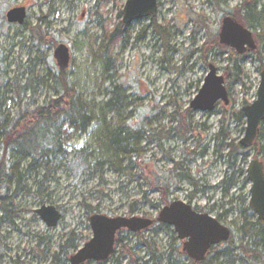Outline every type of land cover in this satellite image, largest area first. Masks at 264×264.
Masks as SVG:
<instances>
[{
	"label": "rangeland",
	"instance_id": "obj_1",
	"mask_svg": "<svg viewBox=\"0 0 264 264\" xmlns=\"http://www.w3.org/2000/svg\"><path fill=\"white\" fill-rule=\"evenodd\" d=\"M126 2L0 0V119L14 115L19 107L17 99H22L23 105L34 103L32 110L55 98V80L61 72L54 51L60 44L66 45L71 55L66 72L69 82L88 104L94 119L85 133L67 131L62 140L63 153L52 157L49 173L27 174L29 160H24L20 171L21 184L26 188L0 190V197L6 198L3 204H9L15 213L13 224L0 211V264H70V258L92 239L93 215L157 220L161 210L176 201L200 208L219 220L231 229L237 245L243 241V214L246 211L252 216L248 210L251 184L247 168L252 159L262 161V157L256 149L246 151L232 168L228 149L221 146L223 139L217 141L215 137L224 129V136L229 135L239 145L245 136L246 120L244 115L238 119V114L257 99L264 52L254 24L240 23L252 32L257 45L255 51L244 55L221 45L219 34L223 19L234 18L244 2L264 13V0H230L227 6H214L209 0H158L155 15L126 25L130 36L125 42L110 45L114 72L109 82L105 81L103 44L107 43V34L123 23ZM19 6L28 7L27 24L34 27L38 19L45 18L50 25L47 46H40L25 25L6 21L7 12ZM237 58L240 70L236 69ZM210 65L225 79L229 105L220 102L211 112L194 111L190 104L202 89ZM17 77H32L35 93L21 90L16 97L11 91ZM115 86L121 88L124 106L108 113L103 110L104 104ZM189 109L185 122L191 123L192 130L181 137L172 116ZM120 126L130 131L145 128L150 133L163 132L172 139L149 143L142 136L139 155L119 158L111 165L108 162L114 160V153L108 137ZM167 187L168 205L162 194ZM225 189H229L227 197ZM44 206L63 213L57 227L48 228L37 214ZM73 231L79 236L72 239L76 248L72 243L67 245ZM137 235L152 245L159 264L191 262L173 228L156 223ZM135 236L120 232V238L128 239L129 248H135L139 264H153L149 246L140 244ZM33 249H38L37 253ZM119 250L121 246L115 247L116 254L106 263L88 264H134L129 256L118 263ZM229 251L226 244L213 248L207 264H228L226 258L217 257ZM236 254L234 264H251ZM56 256L60 263L54 260Z\"/></svg>",
	"mask_w": 264,
	"mask_h": 264
},
{
	"label": "trees",
	"instance_id": "obj_2",
	"mask_svg": "<svg viewBox=\"0 0 264 264\" xmlns=\"http://www.w3.org/2000/svg\"><path fill=\"white\" fill-rule=\"evenodd\" d=\"M230 0H209V4L214 6H227ZM234 19L241 24L256 25L259 29L257 38L259 43L262 45V51L264 52V13L258 12L257 7L250 5L248 2H244L240 8L236 9ZM25 29L30 32L32 38L38 42L40 46L48 45L49 41V30L50 25L45 22V18H40L37 21V25L32 27L30 24H25ZM159 33L162 34V32ZM130 36L129 29L123 23L119 24L114 31L107 34V43L103 44L104 47V69H105V81H109L113 78L112 73L114 72V61L110 56V45L116 42H125ZM207 52L208 49H205ZM204 51V54L207 52ZM238 59L236 69L238 67ZM236 80H239V76L235 75ZM25 93H35L34 79L28 78H16L14 81V90L11 92L16 93V97L19 96L20 91ZM121 88L115 86L111 93H108L109 99L104 104L103 110L108 113H116L121 110L124 106V101L121 96ZM18 110L5 118L0 119V141L2 144V154L0 155V190L9 192L13 186H16L18 191L23 190L21 181L23 174L20 171L21 162L29 160L27 174L40 172L49 173L53 164L52 157H56L63 153V143L67 131L69 129L75 130L80 133H85L88 127L93 122V114L90 111L88 104L85 102L83 97L79 95L74 85L69 82L68 75L66 72L60 73L55 80V98L50 100L48 103L36 106L34 109H30L34 103H25L23 105L22 99H17ZM190 113L187 111L184 114L179 112L174 113L172 116L173 120L178 124L176 131L179 136L186 137L187 134L192 130L190 122H185L188 119ZM239 116V117H238ZM238 119H243V112L238 114ZM185 117L187 119H185ZM145 136L149 139V143L157 142L163 138L172 139L170 134L164 135L163 132L160 134L150 133V130L143 129L139 131H130L124 126H120L114 129L109 137L110 151L114 153V160L108 162L114 165L119 158L133 157L139 155L142 150L140 149V137ZM223 139L222 147L228 149L227 158L230 160V166L234 168L237 165V160L240 156L250 150L256 149L258 155L262 157V163L264 164V123L260 127L259 135L253 143V146L248 150L243 148L241 144L235 145L234 141L231 140L229 135L224 136V129L219 132L215 140L219 141ZM247 151V152H246ZM39 161L42 163L39 164ZM246 161V160H244ZM45 178L47 175H44ZM186 178L191 184L196 185L188 176ZM169 188L167 187L162 191L164 201L169 204L167 200L169 196ZM28 194L30 191L27 192ZM229 194V189L224 190V197ZM1 208L5 211V219L13 222L15 213L10 209V205H1ZM246 213V211H245ZM243 214L244 218L241 222V232L244 238L248 237V244L242 246V250L246 258L252 262L261 261L264 258V230H258L257 226H264V222L257 221L256 217L252 215L249 217L248 214ZM219 221V220H218ZM220 222V221H219ZM79 239V236L71 233V239ZM135 238L140 244L145 243L149 246V250L152 256V263L159 264V258L155 257V251L152 245L143 241L142 237L136 235ZM127 238H120V235L116 239V247L121 246V257L119 261L123 260V257H131L134 264H139V259L135 257V248H129ZM72 240L68 241L69 246ZM258 243V244H256ZM229 246V253L223 252L218 254L217 259L226 258L228 264H234L235 259L238 255L234 254L238 251V246L235 243L233 235L230 240L225 243ZM74 248L76 245L71 244ZM38 250V249H37ZM37 253V252H36ZM43 255V253H38ZM208 261H204L202 264H207ZM149 264V263H145ZM186 264V263H183ZM189 264H196L191 261Z\"/></svg>",
	"mask_w": 264,
	"mask_h": 264
},
{
	"label": "water",
	"instance_id": "obj_3",
	"mask_svg": "<svg viewBox=\"0 0 264 264\" xmlns=\"http://www.w3.org/2000/svg\"><path fill=\"white\" fill-rule=\"evenodd\" d=\"M250 1V0H248ZM158 11V0H127L123 10V24L130 25L138 20L148 19ZM27 12L23 7L14 8L7 12L6 20L9 24L23 26L26 24ZM220 44L228 46L236 53L244 55L257 48L251 31L239 24L232 17L223 19V26L219 34ZM54 59L61 73L70 67L71 55L66 45L60 44L54 51ZM223 102L229 105V96L225 87V79L218 74L214 65L209 66V72L204 85L197 97L191 102L194 111L211 112L215 106ZM246 120L245 136L240 141L243 148H249L259 134L264 122V68L260 75V85L257 99L242 110ZM247 176L250 187V206L257 218L264 222V165L254 158L251 160ZM37 214L48 228H55L61 220L60 212L52 206H44ZM156 223L173 228L180 241H184L183 252L196 264L206 259L212 248L227 243L232 231L209 214L196 212L192 206L176 201L165 206L157 220L142 217L109 218L95 214L90 218L92 239L73 255L70 264H87L89 262L104 263L109 260L115 250L117 235L122 231L140 234L150 230Z\"/></svg>",
	"mask_w": 264,
	"mask_h": 264
},
{
	"label": "flooded vegetation",
	"instance_id": "obj_4",
	"mask_svg": "<svg viewBox=\"0 0 264 264\" xmlns=\"http://www.w3.org/2000/svg\"><path fill=\"white\" fill-rule=\"evenodd\" d=\"M20 7H23V8H25L26 9V12H27V16H28V7H25V6H19V7H14V8H20ZM14 8H12V9H14ZM11 10V9H10ZM9 10V11H10ZM7 21V20H6ZM257 49V48H256ZM264 123V122H263ZM262 123V124H263ZM261 124V125H262ZM261 127V126H260ZM259 131H260V129H259ZM259 135V134H258ZM262 162V161H261ZM264 165V164H263ZM183 177H185L186 178V176H183ZM6 200V198L5 197H0V211L2 210V211H4L3 210V208H1V205L3 204V202ZM194 209V208H193ZM59 212H60V214H61V220L63 219V213L61 212V210L60 209H57ZM196 212H198V213H202L201 212V209L200 208H197V209H194ZM250 212H251V214L252 215H254L255 217H256V220L257 221H260L258 218H257V216H256V214L254 213V211H253V209L251 208V206H250V204H249V209H248ZM4 213H5V211H4ZM203 214V213H202ZM6 216V215H5ZM159 216V215H158ZM61 220H60V222H61ZM59 222V223H60ZM11 223H13L14 224V221L13 222H11ZM159 224H161V223H159ZM59 225V224H58ZM57 225V226H58ZM161 225H163V224H161ZM47 226V225H46ZM165 226V225H164ZM168 227V226H167ZM241 227V226H240ZM15 228V227H14ZM242 228V227H241ZM240 228V229H241ZM257 229L258 230H264V226L262 225V226H257ZM74 233H75V231H74ZM263 233H264V231H263ZM76 234V233H75ZM241 234H242V232H241ZM120 235V233L117 235V237H116V239L118 238V236ZM72 239H70V241H71ZM248 240H249V238L248 237H246V238H244L243 237V241H241L239 244H238V246H240L239 248H238V254H239V258H240V260H248V261H250L251 262V264H264V258L263 259H261V261H257V262H252L251 260H249L248 258H246L245 257V255H244V252H243V250H242V246L243 245H246V244H248L249 242H248ZM183 242V244H184V241H182ZM256 244H258V243H256ZM115 247H116V243H115ZM183 250V249H182ZM211 250H213V248L211 249ZM211 250L209 251V253L207 254V256H206V259L204 260V261H206L207 260V257H208V255L210 254V252H211ZM263 250H264V248H263ZM33 251V253L35 254L36 253V251H37V249H33L32 250ZM116 254V252H115V250H114V253L112 254V255H115ZM112 257V256H111ZM111 257L109 258V260L111 259ZM54 260L55 261H57V262H59L60 263V261H59V259H57V256L56 257H54ZM108 260V261H109ZM191 260V259H190ZM107 261V262H108ZM191 261H193V260H191ZM117 262L118 263H120V261H119V259H117ZM194 262V261H193ZM89 263H91V262H89ZM93 263H95V262H93ZM104 263H106V262H104ZM195 263V262H194ZM203 263V262H202ZM201 263V264H202ZM54 264V263H53ZM88 264V263H87Z\"/></svg>",
	"mask_w": 264,
	"mask_h": 264
}]
</instances>
